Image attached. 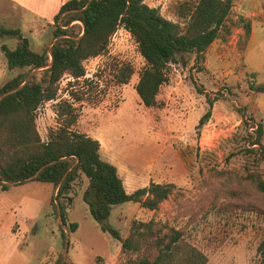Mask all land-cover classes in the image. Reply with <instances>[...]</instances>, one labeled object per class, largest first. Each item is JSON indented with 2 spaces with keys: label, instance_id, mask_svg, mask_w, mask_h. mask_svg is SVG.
Listing matches in <instances>:
<instances>
[{
  "label": "rangeland",
  "instance_id": "374dc122",
  "mask_svg": "<svg viewBox=\"0 0 264 264\" xmlns=\"http://www.w3.org/2000/svg\"><path fill=\"white\" fill-rule=\"evenodd\" d=\"M180 1L145 0L167 18L183 23L185 18L178 13ZM19 11L0 24L19 27L33 50L49 49L55 38L53 18L59 10L50 20L35 15L34 9L20 7ZM246 23L251 25L249 37ZM3 43L13 49L17 39L0 36V46ZM122 61L133 64L135 73L121 88L112 79L114 66ZM144 66L131 34L118 29L107 51L85 62L87 81L76 82L65 75L57 99L39 107L37 125L42 138H46L49 127L56 125V103L70 99L71 91H84L83 100L75 104L79 112L75 128L102 134L113 154L111 163L119 168L126 189L135 190L152 181L175 185L173 194L156 210L133 201L114 205L109 225L126 232L133 220L180 223L186 239L207 256V264H256L260 258L258 246L264 239V191L258 185L260 180L264 182V158L249 151L253 139L249 134L258 123L264 130V93L252 89V85L264 83V0H234L220 36L200 57L185 53L169 64V81L162 85L155 107H145L135 90ZM28 69L9 68L0 48V86ZM38 71L34 73L40 77ZM208 110L211 116L200 124ZM101 156L104 160L108 157L105 153ZM88 184L89 179L80 175L60 201L67 224H79L70 231L67 255L69 261L79 255L89 264H99V258L110 261L108 238L114 236L103 234L92 217L83 199ZM10 190L2 195L0 186V199L21 202L31 196L42 201L38 205L34 202L29 209L21 202L22 209L37 216L35 251L44 248L50 252L52 245L65 248L58 209L56 213L52 203L54 186L34 180ZM21 237L26 243L30 234ZM126 258L123 254L119 264Z\"/></svg>",
  "mask_w": 264,
  "mask_h": 264
},
{
  "label": "trees",
  "instance_id": "16d2710c",
  "mask_svg": "<svg viewBox=\"0 0 264 264\" xmlns=\"http://www.w3.org/2000/svg\"><path fill=\"white\" fill-rule=\"evenodd\" d=\"M233 3L234 0L180 1L178 13L185 18L181 23L167 18L145 0H67L53 18V35L57 39L41 52L31 48L30 39L19 27L0 24V36L17 39L13 49L5 43L0 46L9 68H29L0 86V95L21 85L34 68L50 63L49 50L53 56L51 66L38 71L40 77L34 73L21 88L0 100L1 188L7 190L12 185L34 180L54 187L60 183L52 203L57 213L55 198L59 200L62 221L67 224L61 198L67 197L74 182L84 174L89 184L83 199L100 228L121 241V256H127L123 264H207V256L186 239L184 225L180 223L133 220L126 237L109 225L114 205L133 201L145 209L156 210L173 194L175 185L152 181L148 186L127 191L117 167L102 158L100 141L75 128L79 119L75 104L83 100L84 91H71L70 99L62 98L56 103V125L48 128L45 139L38 129L37 111L43 103L57 99L65 75L76 82L87 81L85 62L104 54L111 37L120 28L131 34L145 60L135 90L145 107L158 106L161 87L169 81V64L185 53L200 57L220 36ZM245 31L249 37V23L245 24ZM134 73L133 64L119 62L113 69V83L128 84ZM252 89L264 93V83L252 85ZM209 104L212 105L211 99ZM240 112L246 123L241 109ZM210 116L208 110L199 123L204 124ZM263 134L261 123L249 134L253 136L249 151L258 152L261 158H264ZM76 158L78 161L73 166ZM258 185L264 191V182L260 180ZM67 226L69 231H74L78 225ZM60 231L65 245L62 226ZM63 253L64 248L55 264L61 263ZM258 254L256 264H264V239L258 246Z\"/></svg>",
  "mask_w": 264,
  "mask_h": 264
},
{
  "label": "crops",
  "instance_id": "0c3cea01",
  "mask_svg": "<svg viewBox=\"0 0 264 264\" xmlns=\"http://www.w3.org/2000/svg\"><path fill=\"white\" fill-rule=\"evenodd\" d=\"M66 1L67 0H0V11L2 12V15L0 16V21L3 20L4 18H9L11 14L17 13V11L21 13L19 11L20 7H24L26 9L29 8L31 10L34 9L35 15H37L40 18L47 17L50 20L51 19L50 17L57 10H59L60 6ZM126 85L127 84L122 85L121 88L125 87ZM82 132L89 134L93 138H97L101 143V148H100L101 155L105 153L108 156L106 160L110 162L113 161V154L111 153V149L109 148V146H107V143L105 142L101 133H98L96 131L89 132L88 130L87 131L83 130ZM117 169L119 172L118 167ZM31 182L33 181H28L23 184H28ZM16 186L18 185L10 186L9 189L3 190L1 194L2 195L9 194L8 192H11L10 189L13 190V188ZM145 186L146 185L141 187H145ZM127 191L133 192L134 190L127 189ZM56 192L57 190L55 186L53 191L54 195L56 194ZM21 202L25 203L28 209L30 208L31 204H34V202L36 203V205H38L39 202L42 203V201L37 200L31 196H25L21 200ZM21 202L20 200L14 202L10 200L7 201L5 199H0V264H55L63 249L61 250L52 245L49 248L51 249L50 252H48V250H45L44 248L36 249L35 251L33 245H35L34 244L35 239L38 237V229H37V221H36L37 216L35 214L29 213L30 211L25 210L24 208L22 209ZM23 220L27 221L25 222L26 224H24V222L22 223ZM29 221H31L30 226H29ZM78 228H79V224H78ZM127 228L128 229L126 230V232H120L122 237H126L128 235L130 227L128 226ZM99 230H101L100 227ZM101 232H103V234L107 233L102 230ZM23 234H25L26 236L30 234V237H28V242L26 243L22 242L21 236H23ZM69 235H70V231H69ZM108 240L111 243V247H112V251L110 252L109 255L110 261L108 259L99 258L98 263L119 264L121 257V247H122L121 241L116 237H109ZM22 244L24 245L22 246ZM79 245L81 246L83 244L79 243ZM66 261H68L69 264H89L88 262L80 258L79 255H76L75 258H73L71 261L68 260V255H67Z\"/></svg>",
  "mask_w": 264,
  "mask_h": 264
},
{
  "label": "water",
  "instance_id": "95a60500",
  "mask_svg": "<svg viewBox=\"0 0 264 264\" xmlns=\"http://www.w3.org/2000/svg\"><path fill=\"white\" fill-rule=\"evenodd\" d=\"M56 39H57V38H56ZM56 39H54V40H56ZM49 54H50V58H51L50 63H48L47 65L42 66V67L34 68V69L29 73L28 77L26 78V80H25L21 85H19V86L13 88V89L8 90V91L4 92L3 94H1V95H0V100H1L4 96H6L7 94H9V93H11V92H14V91L18 90L19 88H21V87H22V86H23V85H24V84H25V83L31 78V76L34 74L35 71L50 67L51 64H52V61H53V56H52L50 50H49ZM77 161H78V158H76V162L73 164V166L77 163ZM44 166H45V165H44ZM44 166H43V167H44ZM73 166H72V167H73ZM43 167H42V168H43ZM40 170H41V169H40ZM40 170H39V171H40ZM39 171H38V172H39ZM35 175H36V174H35ZM35 175H34V176H35ZM34 176H33V177H34ZM0 181H1V180H0ZM11 184H13V183H11ZM59 185H60V183H59L58 185H56V190H58ZM55 201H56V204H57V209H58V216H59V219H60L61 224H62V227L65 229V233H66L65 248H64L63 258H62V261H61V263H60V264H64L65 261H66L67 252H68V246H69V231H68L67 228L65 227L66 224L62 221L61 207H60V204H59L57 198H55Z\"/></svg>",
  "mask_w": 264,
  "mask_h": 264
}]
</instances>
